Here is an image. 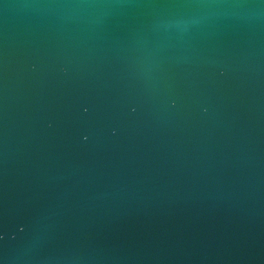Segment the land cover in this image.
<instances>
[{"label":"water","instance_id":"1","mask_svg":"<svg viewBox=\"0 0 264 264\" xmlns=\"http://www.w3.org/2000/svg\"><path fill=\"white\" fill-rule=\"evenodd\" d=\"M0 264H264V0H0Z\"/></svg>","mask_w":264,"mask_h":264}]
</instances>
